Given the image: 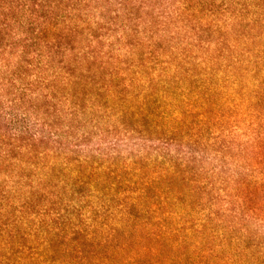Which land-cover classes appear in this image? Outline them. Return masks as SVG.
<instances>
[{"label":"trees","instance_id":"obj_1","mask_svg":"<svg viewBox=\"0 0 264 264\" xmlns=\"http://www.w3.org/2000/svg\"><path fill=\"white\" fill-rule=\"evenodd\" d=\"M0 264H264V0H0Z\"/></svg>","mask_w":264,"mask_h":264},{"label":"rangeland","instance_id":"obj_2","mask_svg":"<svg viewBox=\"0 0 264 264\" xmlns=\"http://www.w3.org/2000/svg\"><path fill=\"white\" fill-rule=\"evenodd\" d=\"M209 165H210V164H209V162H208V163L206 164L207 169H209V167L212 166L213 164L210 165V166H209ZM222 166L224 167V162H222V159H220V160H218V161L216 162V167H219V169H220V168H222ZM219 188H220V187H219ZM219 203H220V204H219V208H221L222 203H221V202H219ZM210 207H211V200L208 199V200L206 201V208L209 209ZM250 230H251V224H250ZM255 230H256V229H255ZM256 231H257V230H256ZM261 231H262L261 229L258 230V232H260V233H261Z\"/></svg>","mask_w":264,"mask_h":264}]
</instances>
